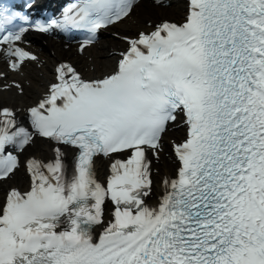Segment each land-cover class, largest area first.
Instances as JSON below:
<instances>
[{
    "label": "snow or ice",
    "instance_id": "obj_1",
    "mask_svg": "<svg viewBox=\"0 0 264 264\" xmlns=\"http://www.w3.org/2000/svg\"><path fill=\"white\" fill-rule=\"evenodd\" d=\"M133 7L77 0L61 18L31 22L0 6V44L19 70L37 57L17 46L26 31L17 19L40 32L84 30L83 50ZM123 39L113 72L85 79L61 63L28 110L40 136L77 152L71 168L60 148L27 162L30 187L10 189L0 205V264H264V0H187L181 22ZM177 112L186 125L173 144L178 167L149 204L146 148L155 154ZM31 139L0 108V179L18 167L6 146ZM125 151L101 183L95 157Z\"/></svg>",
    "mask_w": 264,
    "mask_h": 264
},
{
    "label": "bare ground",
    "instance_id": "obj_2",
    "mask_svg": "<svg viewBox=\"0 0 264 264\" xmlns=\"http://www.w3.org/2000/svg\"><path fill=\"white\" fill-rule=\"evenodd\" d=\"M147 1L143 0L141 8L138 10L139 15L136 13L134 15L133 21L136 24H141L145 20H157L160 15L164 13H176L180 12V8L182 7V3L178 2L176 4L171 5L170 8H162V7H149L146 5ZM133 22L129 24L127 21L119 22L117 25L119 27H123L124 29H135L136 25ZM116 43V40L113 39L109 35L103 36L101 40V48L92 47L87 50V56H77L78 60L81 61V69L86 71V74L89 75H100L104 72H108L112 69L113 60L116 56L114 54H108V51ZM69 53L70 56H73V52L71 49L62 50L58 45H51L48 50L42 52V56L45 58L44 64L41 69L32 68L26 73V78L29 79L30 85L25 87V94L23 96H18L12 92H4L0 94V98H10L11 101L15 103V105H19L24 102L30 103V99L38 95L39 92L42 91L43 86L47 84L50 80L49 74V65L55 60L59 59L63 54ZM86 68V69H85ZM0 104H2L0 102ZM25 153H34V154H42L49 153V147L43 140H39L34 146L27 147ZM98 165L101 163L98 162ZM173 168L172 163H169L166 159H162L160 164L158 165V180L161 179L162 175L167 174ZM21 180V172L16 173L12 179V184H18V181Z\"/></svg>",
    "mask_w": 264,
    "mask_h": 264
}]
</instances>
